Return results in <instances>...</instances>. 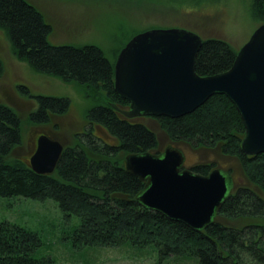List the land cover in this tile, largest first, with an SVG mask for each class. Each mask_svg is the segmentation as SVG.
I'll return each instance as SVG.
<instances>
[{
	"label": "trees",
	"instance_id": "trees-1",
	"mask_svg": "<svg viewBox=\"0 0 264 264\" xmlns=\"http://www.w3.org/2000/svg\"><path fill=\"white\" fill-rule=\"evenodd\" d=\"M177 10L215 5L223 0H146ZM255 19L264 24V0H249ZM187 9V10H188ZM0 30L14 55L36 74L73 84L94 102L86 114L84 132L75 134L64 148L53 174L34 172L29 162L12 158L23 141L22 121L11 108L0 105V198L25 197L55 201L64 216L80 224L71 234L72 246L152 248L162 259L194 257L199 264H264V154L247 156L242 150L246 128L236 106L224 95H215L184 117L155 119L173 146L193 150L218 149L238 160L248 185L229 195L220 213L205 230L186 225L143 206L139 198L146 182L126 168L133 155L164 153L157 133L144 123L127 119L112 105L128 110L130 103L115 92V64L97 46H55L49 42L52 28L42 13L26 0H0ZM196 73L211 77L228 72L237 51L220 39L203 40ZM3 66L0 61V75ZM30 114L34 125H51V117L69 112L64 97H36ZM103 130L115 142L96 134ZM215 163L193 166L197 175L209 176ZM40 236L17 224L0 223V264H40L33 258L41 247Z\"/></svg>",
	"mask_w": 264,
	"mask_h": 264
},
{
	"label": "rangeland",
	"instance_id": "rangeland-1",
	"mask_svg": "<svg viewBox=\"0 0 264 264\" xmlns=\"http://www.w3.org/2000/svg\"><path fill=\"white\" fill-rule=\"evenodd\" d=\"M37 8L52 28L49 42L55 46L99 47L114 62L116 51L136 35L149 30L179 29L192 32L201 39H220L238 52L252 34L263 24L254 18L249 0H223L215 5L177 10L146 0H26ZM221 0H217L219 2ZM0 105L15 111L22 121V144L11 157L29 162L37 148L40 136L48 135L64 147L73 145L75 134L85 131L86 114L95 106L84 96V90L59 79L36 74L13 53L0 30ZM64 97L71 101L64 116H52L51 125H34L30 114L37 109L36 97ZM153 129L160 140L161 150L170 146L158 122L152 118H138ZM96 134L111 143L106 132ZM178 147L186 156L185 168L198 164L215 163L216 169L229 178L228 195L248 185L238 160L225 157L216 150H193L181 144ZM9 222L37 233L42 241L33 258L40 264H199L194 257L162 259L152 248L130 245L89 247L81 250L72 246L71 234L80 224L73 215L66 218L53 200L38 201L25 197L0 198V223Z\"/></svg>",
	"mask_w": 264,
	"mask_h": 264
},
{
	"label": "water",
	"instance_id": "water-1",
	"mask_svg": "<svg viewBox=\"0 0 264 264\" xmlns=\"http://www.w3.org/2000/svg\"><path fill=\"white\" fill-rule=\"evenodd\" d=\"M203 39L179 29L149 30L132 38L115 64V92L128 101V110L112 107L127 119L184 117L215 95L226 96L237 108L246 128L242 150L247 156L264 154V24L238 51L226 73L200 77L196 60ZM64 146L47 135L39 137L30 159L34 172L53 174ZM186 156L168 146L127 159V171L146 182L140 203L194 231L207 229L229 198L230 178L221 170L209 176L185 168Z\"/></svg>",
	"mask_w": 264,
	"mask_h": 264
},
{
	"label": "flooded vegetation",
	"instance_id": "flooded-vegetation-1",
	"mask_svg": "<svg viewBox=\"0 0 264 264\" xmlns=\"http://www.w3.org/2000/svg\"><path fill=\"white\" fill-rule=\"evenodd\" d=\"M48 136V135H47ZM50 138L54 139L53 137L49 136ZM38 142V141H37ZM65 148V147H64ZM192 167H190L189 169H191Z\"/></svg>",
	"mask_w": 264,
	"mask_h": 264
}]
</instances>
